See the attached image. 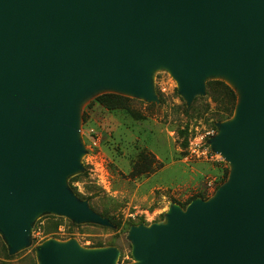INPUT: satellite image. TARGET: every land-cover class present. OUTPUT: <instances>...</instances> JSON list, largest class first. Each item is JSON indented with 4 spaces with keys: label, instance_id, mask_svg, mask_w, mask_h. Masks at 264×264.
Returning <instances> with one entry per match:
<instances>
[{
    "label": "water",
    "instance_id": "1",
    "mask_svg": "<svg viewBox=\"0 0 264 264\" xmlns=\"http://www.w3.org/2000/svg\"><path fill=\"white\" fill-rule=\"evenodd\" d=\"M158 64L188 99L220 74L244 98L213 140L229 180L210 201L173 207L164 225L133 227L136 264H264V0H0V227L10 254L43 210L109 225L64 186L79 169V101L98 88L154 100ZM39 253L40 264L117 259L75 243Z\"/></svg>",
    "mask_w": 264,
    "mask_h": 264
},
{
    "label": "rangeland",
    "instance_id": "2",
    "mask_svg": "<svg viewBox=\"0 0 264 264\" xmlns=\"http://www.w3.org/2000/svg\"><path fill=\"white\" fill-rule=\"evenodd\" d=\"M149 80L151 101L106 88L90 90L79 101V169L65 177L64 186L109 225L76 223L40 211L31 221L29 242L13 254L0 227V264H40L39 250L51 242L75 243L83 251L114 249L116 264H136L130 239L133 227L164 225L173 207L185 211L195 200L210 201L227 183L232 165L213 149V140L235 111L229 120L218 122L227 116L228 106L208 93V83H227L240 102L236 78L209 75L203 80L205 91L191 99L182 93L167 65L154 66ZM103 94L132 102L109 111L95 102ZM183 130H188L187 148L182 145ZM51 216L62 219V226L57 233L45 235Z\"/></svg>",
    "mask_w": 264,
    "mask_h": 264
},
{
    "label": "trees",
    "instance_id": "3",
    "mask_svg": "<svg viewBox=\"0 0 264 264\" xmlns=\"http://www.w3.org/2000/svg\"><path fill=\"white\" fill-rule=\"evenodd\" d=\"M208 93L213 97L217 95L221 103H224L228 106V114L226 117L220 119L218 122L229 120L233 115L236 105H237V94L236 92L222 81H215L208 83ZM216 99V98H215ZM97 102L103 108L113 111L127 108L129 103L132 102L131 99L117 95V94H103L96 98ZM181 135L185 137V142L182 144L184 148L188 147V130H183ZM228 172L226 171L224 181L227 179ZM193 201V200H192ZM107 217V215H105ZM62 219L51 216L47 223L46 228L44 229L45 235H50L57 233L62 226Z\"/></svg>",
    "mask_w": 264,
    "mask_h": 264
},
{
    "label": "bare ground",
    "instance_id": "4",
    "mask_svg": "<svg viewBox=\"0 0 264 264\" xmlns=\"http://www.w3.org/2000/svg\"><path fill=\"white\" fill-rule=\"evenodd\" d=\"M227 80V79H226ZM232 81V80H231ZM230 81V82H231ZM231 85H232V83H230ZM235 85V84H234ZM237 85H239V84H237ZM236 88H238V93L240 94V102L239 103H241V101H242V99L244 98V94H242V91H243V89L240 87V86H238V87H236ZM123 92V91H122ZM125 92V91H124ZM127 93V92H126ZM76 120L78 121V124H79V121H80V118H79V116L77 117L76 116ZM79 127H80V125H78Z\"/></svg>",
    "mask_w": 264,
    "mask_h": 264
}]
</instances>
